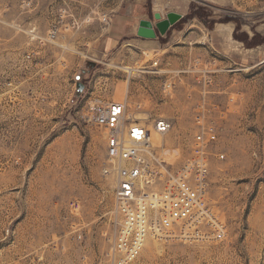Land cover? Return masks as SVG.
Wrapping results in <instances>:
<instances>
[{"label": "rangeland", "instance_id": "374dc122", "mask_svg": "<svg viewBox=\"0 0 264 264\" xmlns=\"http://www.w3.org/2000/svg\"><path fill=\"white\" fill-rule=\"evenodd\" d=\"M173 12L183 19L165 36L134 33L140 22L155 26L157 14ZM104 15L125 21L104 31ZM225 27L234 46L257 51L244 64L264 60V0H0V264L101 263L118 217L114 180L103 174L106 132L87 118L91 101L127 103L129 113L138 104L141 118L170 119L172 131L153 146L172 151L173 166H181L195 147L197 105L214 94L197 89L180 112L175 90L166 93L163 79L148 73L167 54L155 56L152 45L164 50L190 29L216 32L222 50L214 30ZM108 38L118 40L115 48ZM259 71L244 87L256 97L238 115L209 110L218 129L209 201L227 224L225 239L196 245L150 237L135 264H264V65Z\"/></svg>", "mask_w": 264, "mask_h": 264}, {"label": "built area", "instance_id": "2783aa9c", "mask_svg": "<svg viewBox=\"0 0 264 264\" xmlns=\"http://www.w3.org/2000/svg\"><path fill=\"white\" fill-rule=\"evenodd\" d=\"M112 24L110 15L101 18L104 31ZM53 32L49 39H54L56 31ZM206 42L211 44L212 38L208 37ZM201 64L199 59L194 61L195 67ZM201 72L204 77L200 85L206 91L213 82L209 75L214 71L206 67ZM148 73L164 79L166 93L175 90L183 74L163 71L159 61L152 63ZM207 97L204 95L196 108L198 133L192 155L179 167L171 162L178 157L176 154L166 153V150L159 154L151 141L153 134L163 137L172 131L174 124L170 119L141 118L143 106L138 104L129 113L127 103L109 102L99 97L91 101L87 118L106 132L103 174L114 180V210L118 217L114 242L99 255L100 264H135L150 237L196 245L225 239L227 224L209 201L210 147L218 140V129L208 120L211 109H208ZM219 159L225 160V154L219 155ZM80 208L79 201L71 204L74 212ZM78 240L83 242V236L79 235ZM86 258L83 256L84 260Z\"/></svg>", "mask_w": 264, "mask_h": 264}, {"label": "crops", "instance_id": "0c3cea01", "mask_svg": "<svg viewBox=\"0 0 264 264\" xmlns=\"http://www.w3.org/2000/svg\"><path fill=\"white\" fill-rule=\"evenodd\" d=\"M123 18L124 17L117 18L116 22L118 20L125 21V18ZM114 24L111 27L112 33ZM127 28L126 32L128 30ZM137 31L138 28H136L134 33L136 32L135 34H137ZM214 31H217V34L223 36L225 40L222 50L215 45L216 32L208 31L206 34H201V30L198 32L197 30L190 29L180 31L179 33H181L182 37L175 36L172 40L174 45L172 46L171 44V46L166 47L164 50H162V45L159 41L154 42L152 45V52L155 53V56L161 51L167 52L164 57L159 59V66L163 71L183 73L177 80L174 91V96L176 97V100L175 98L174 100L178 103L180 112L185 108L184 105L189 108L190 104H193L189 102L190 96L194 98L196 96V90L201 89L200 82L204 77L201 71H204L206 67L211 68L215 73V76L212 77L213 83L209 88L214 95H208L207 97L210 105L208 109H212L215 113L225 115L226 117L238 115L243 106L247 105L246 100L249 96L251 95L252 97L250 98L253 100L256 97V94L252 92L248 94V92L244 90V87L250 83L253 84V81H250L249 78L251 77L252 79L254 75H259L261 73L259 70L260 67L264 65V60H251L252 63L254 62L255 64L247 66L244 64L246 60L250 58L257 60L259 58L257 51L234 46L232 43L233 30L227 29V27ZM126 32L125 35L127 34ZM208 35L212 37L211 44L206 42ZM107 41H109L107 42L109 46L115 48L118 40L108 38ZM229 49L232 50L230 51ZM196 59H199L202 63L199 68L194 66V61ZM232 96L237 97L236 102H232ZM38 99H43L45 101L46 99L48 100V97L45 95L43 98L38 97ZM212 102L219 104V106H211ZM256 110L259 111V109ZM227 128L228 127H226V129Z\"/></svg>", "mask_w": 264, "mask_h": 264}, {"label": "water", "instance_id": "95a60500", "mask_svg": "<svg viewBox=\"0 0 264 264\" xmlns=\"http://www.w3.org/2000/svg\"><path fill=\"white\" fill-rule=\"evenodd\" d=\"M156 19L159 21L155 26L149 21H142L138 27L137 35L144 39H157L158 33L161 36H165L168 31L175 24L180 22L183 19V16L178 13H169L166 19H163L161 15L157 14ZM156 27V29L154 28Z\"/></svg>", "mask_w": 264, "mask_h": 264}, {"label": "bare ground", "instance_id": "6f19581e", "mask_svg": "<svg viewBox=\"0 0 264 264\" xmlns=\"http://www.w3.org/2000/svg\"><path fill=\"white\" fill-rule=\"evenodd\" d=\"M161 140L162 139L160 138V136L159 135H156V134H153L152 139H151L153 145L161 144L162 143Z\"/></svg>", "mask_w": 264, "mask_h": 264}]
</instances>
